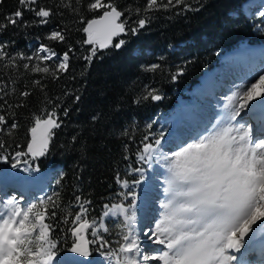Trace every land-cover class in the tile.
Listing matches in <instances>:
<instances>
[{"label":"snow or ice","instance_id":"6c2138e0","mask_svg":"<svg viewBox=\"0 0 264 264\" xmlns=\"http://www.w3.org/2000/svg\"><path fill=\"white\" fill-rule=\"evenodd\" d=\"M60 2L79 15L81 0H75V8L71 0ZM180 5H184V11L199 10L193 9L187 0H147L142 10H135V15L141 16V11L144 15L135 21V26L128 28L127 20L121 17L124 11L131 12V8L121 11L113 0H89L87 11L99 12L100 15L86 21L82 16L80 18V22L86 25L80 29L86 35L82 43L90 46L88 54L82 57L87 62L86 66H91L98 52L110 47L117 50L123 47L126 41L120 39L113 43L114 38L129 33L137 35L150 19L148 13L169 11ZM25 11L34 13L39 24H47L53 14L50 8L39 6V0H17L16 10L0 20V34L9 26L26 27L23 20ZM259 16L264 17V11ZM46 39L64 43L66 36L62 30H53ZM8 46L7 42L0 43V61H5V67L19 68L16 60H27L28 63L22 65L25 72L30 70L34 75L42 74L32 81L33 86H39L41 91L44 77L56 80L69 69L71 47L62 57L47 45H41L35 57L23 54L10 57ZM40 53L46 55L41 56ZM53 58L57 62L54 68H50L45 61ZM160 68V64H151L144 70L156 72ZM183 71L182 67L178 68L171 78L176 80ZM0 92L4 96L10 94L3 87H0ZM31 94L25 90L19 95L26 100ZM163 98L156 89H146L134 103L145 100L157 102ZM75 100L78 102L80 96L77 95ZM0 101H3L0 104V133L6 132L11 136L19 124L15 120L9 123V116L14 117L15 113L3 114L4 104L8 108L13 105L8 104L3 96H0ZM15 107L22 108L25 104L21 102ZM224 107L225 111L211 128L174 150L163 151L162 135L143 137L137 159L141 165L151 167L155 163L163 169V199L159 203L161 211L158 218L142 230V235L137 230L138 197L133 189L150 179L144 167L130 170L131 182L117 174V184L127 191L118 194L121 202L104 205L105 210L99 220L89 216L91 201L75 196L74 207L78 210L74 214L69 211L60 220L66 226L61 229L65 232V242L68 234L71 238L66 251L81 258L73 264H91L92 246L104 256L107 264H244L237 254L242 253L258 229H264V74L234 92ZM42 112V115L33 116V124L28 129L31 139L27 151H17L12 157L13 169L18 167L21 157L31 155L35 159L49 151L53 130L60 128L61 122L55 109ZM63 114L68 115L67 109ZM246 116H257L259 126L251 122L241 123ZM99 119V114L92 116L94 122ZM147 127L150 129L151 124ZM121 135L127 136L128 130L122 131ZM4 147L0 142V149ZM2 159L8 162L7 156ZM129 197L130 202L125 204L123 201ZM60 207L59 192L26 207L16 196L0 203V264H66L60 257L61 240L53 235L57 226L52 221L56 220ZM109 217L115 219L118 237L115 246L101 235L110 231L105 223V218Z\"/></svg>","mask_w":264,"mask_h":264},{"label":"trees","instance_id":"16d2710c","mask_svg":"<svg viewBox=\"0 0 264 264\" xmlns=\"http://www.w3.org/2000/svg\"><path fill=\"white\" fill-rule=\"evenodd\" d=\"M243 1L187 0L193 9L199 10L184 11V5H180L169 11L150 12L144 29L137 35L129 33L114 39L113 43L120 39L126 43L119 50L110 47L98 52L91 66H86L87 62L82 59L90 46L82 43L86 35L80 31L85 26L80 18L82 16L86 21L100 13L87 11L89 0H81L79 15L65 8L60 0H39V6L52 10L47 24L36 23L39 18L25 11L23 20L26 27L9 26L0 34V43L9 45L7 52L10 57L20 54L35 57L41 45L50 46L57 56L72 48L68 71L56 80L44 77L43 91L32 84L42 74L24 71L22 65L28 63L27 60L17 59L19 68L5 67V61H0V87L10 93L4 96L0 92V96L13 105L8 108L4 104L3 114L15 113L14 117L9 116V123L15 120L19 124L11 136L6 132L0 133V142L5 145L0 149V155L25 151L33 116L42 115V110L55 109L60 118L61 127L53 130L49 151L45 158L37 159L42 169L49 162V195L60 193L61 207L52 222L57 226L53 235L61 240V252L71 244V238L68 234L65 242V232L61 229L66 226L60 220L69 211L74 214L78 210L74 207L75 196L90 200L89 216L99 218L105 204L121 199L117 174L132 181V175L128 173L139 167L136 154L143 137L155 133V125L151 124L154 116L166 113L176 96L197 82L200 74L210 68L224 50L234 47L239 41L260 40L255 35L254 26L238 13ZM71 2L75 8V0ZM113 2L121 11L132 9L131 12L124 11L121 18L127 20L126 26L131 28L144 15L143 11L141 16L135 15L136 8L142 10L147 0ZM16 8L17 0H3L0 3V20ZM53 30L64 31L66 41L47 40L46 36ZM40 55L44 56L43 53ZM56 62L57 59L53 58L45 64L54 68ZM151 64H160L161 68L156 72L145 71L144 67ZM181 67L183 75L173 80L171 77ZM12 89H15L14 93ZM146 89H156L164 98L157 102L145 100L134 103ZM25 90L32 94L22 100L19 94ZM77 95L80 96L78 102L75 100ZM21 102L25 107H15ZM65 109L67 116L63 114ZM97 114L100 119L94 122L92 116ZM148 124H151L150 129ZM125 129L128 130L127 136L121 135ZM114 232L109 231L110 237L109 233L103 236L113 243Z\"/></svg>","mask_w":264,"mask_h":264},{"label":"rangeland","instance_id":"374dc122","mask_svg":"<svg viewBox=\"0 0 264 264\" xmlns=\"http://www.w3.org/2000/svg\"><path fill=\"white\" fill-rule=\"evenodd\" d=\"M261 11H264V0H244L241 5L239 6V11L243 18L249 21V24L255 25L254 32L257 37L264 38V17H260L259 13ZM234 12H232V15ZM264 41V40H263ZM246 43L242 42L241 45L237 48H242ZM233 51L229 52L228 54H232ZM46 55L45 53H43ZM233 55V54H232ZM58 57H62L58 56ZM225 57V56H224ZM257 60L255 63H258V65H254V63H250L249 68L242 70L241 66L229 64L226 60H221L216 66L212 67L211 69L207 70L206 72L208 75L213 76L212 73L214 72L213 76V87H209L211 92H216V95L219 97L217 102H214L212 99L210 100L211 96L210 94H207L203 97L204 102L201 104L196 105L195 112L197 115L194 117V120H190V123L197 127L200 126V124L205 123L207 120H210V117L213 118L214 116V110L216 109V106L220 105L221 103V109L225 110V104L227 103V99L233 95L234 92H236L239 88L243 87L245 84L254 81L259 77L260 74H264V60L259 61ZM255 66V67H254ZM184 94L192 96L191 92H185ZM218 110V108H217ZM217 115V114H216ZM175 119V118H174ZM173 119V120H174ZM172 120V121H173ZM169 121V118L167 120H161L157 123V126H159V133L164 137V140L162 142L163 151L168 152L170 149H176L178 145L185 143V142H191L194 137L193 131L191 130L190 126L185 123L182 126H179L178 130L177 128H173L172 133L170 128H167V122ZM245 123L247 121L242 120ZM184 121H181L180 123H183ZM156 126V127H157ZM200 128V127H199ZM169 135V136H168ZM192 137V138H191ZM191 138V139H190ZM16 154V153H15ZM15 154L10 155H4L2 157L7 156L8 162L5 163L2 157L0 158V171H5V173H9L12 175V177H22L24 179H32L34 180L35 176L37 177L36 181H39L38 189L35 190V192L31 193V196L25 200L23 196H21L18 193H13L17 196V200L21 203L22 206H27L31 203H38V201L41 198H46L47 196V189H46V178L48 177V170H40L37 166H35L34 163H32V156H24L20 158V163L17 168L13 169L11 167V164L14 162L12 160V157L15 156ZM156 165L160 168V165L153 164V166ZM147 166V165H146ZM147 169L145 174H148L147 176L150 178L146 180L142 184L141 192H137V230L141 231L150 225L153 224L154 221L158 218L159 213L161 209L159 208V203L162 200L159 195L156 193L159 191V193L162 192V184L161 180L163 178V170L158 169V172L154 169L156 167H146ZM27 169V170H26ZM21 175V176H20ZM6 177H10L6 174H4ZM33 177V178H32ZM159 177L161 179H159ZM11 178V177H10ZM37 183V184H38ZM20 184V183H19ZM21 186V184H20ZM140 185L138 186L139 189ZM22 188V187H21ZM127 191L125 189H121V192ZM13 195H8L7 198L12 197ZM4 197V196H3ZM2 197V199H3ZM5 200V198L3 199ZM143 206H145L144 209ZM150 206V207H148ZM142 210V213H141ZM111 220V227H115V219L112 217L105 218V223L107 221ZM91 238V237H90ZM118 237L116 236V240ZM155 247V246H153ZM66 256L70 259H73L75 254L72 253H66ZM264 264V263H262Z\"/></svg>","mask_w":264,"mask_h":264},{"label":"bare ground","instance_id":"6f19581e","mask_svg":"<svg viewBox=\"0 0 264 264\" xmlns=\"http://www.w3.org/2000/svg\"><path fill=\"white\" fill-rule=\"evenodd\" d=\"M235 51H233L232 52V54L234 53ZM231 54V55H232ZM230 55V54H229ZM230 55V56H231ZM206 75H208V73L207 72H205V73H203L202 74V76L200 77V80L201 81H203L204 79H205V76ZM212 75L214 76V72L212 73ZM214 102H217V99H214L213 100ZM220 105H218V106H216V108H222L221 107V103H219ZM180 107V106H179ZM225 110H223V109H221L220 111H218L217 112V115H222L223 114V112H224ZM214 114V113H213ZM221 117V116H220ZM219 119V117L216 119V121ZM247 119V117H245V119H244V121ZM242 122V121H241ZM180 124L181 123H179L175 128H177L176 130H178V128H179V126H180ZM10 177H6V176H4V175H1L0 176V179L2 180H4V179H9ZM20 179L18 180L19 181V183L21 184V190H22V194H25L26 196H28L29 195V191H31L32 189H35V187H37V183H38V181H36V176H35V178H34V180H32L31 178L28 180V179H24V178H22V177H19ZM33 178V177H32ZM5 181V180H4ZM10 182H13L12 180H9V183ZM8 189L9 188H11V185L10 186H8L7 187ZM5 191H7V189L5 190ZM4 199V198H3ZM5 200H6V198H5ZM5 200H3V201H5ZM148 207H150V206H148ZM145 208V206H143V208L142 209H144ZM141 213H142V210H141Z\"/></svg>","mask_w":264,"mask_h":264},{"label":"water","instance_id":"95a60500","mask_svg":"<svg viewBox=\"0 0 264 264\" xmlns=\"http://www.w3.org/2000/svg\"><path fill=\"white\" fill-rule=\"evenodd\" d=\"M121 18H122V17H121ZM85 26H86V25H85ZM121 36H122V35H121ZM119 37H120V36H119ZM115 38H118V37H115ZM115 38H114V39H115ZM28 135H29V141H30L31 137H30L29 132H28ZM29 141H28V142H29ZM26 150H27V146H26Z\"/></svg>","mask_w":264,"mask_h":264}]
</instances>
